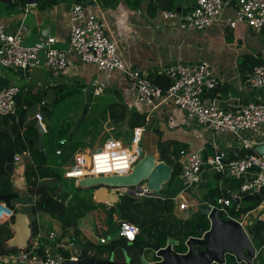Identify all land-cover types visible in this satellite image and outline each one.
<instances>
[{
    "label": "built area",
    "instance_id": "obj_1",
    "mask_svg": "<svg viewBox=\"0 0 264 264\" xmlns=\"http://www.w3.org/2000/svg\"><path fill=\"white\" fill-rule=\"evenodd\" d=\"M232 6L234 8L233 17L227 19L229 29L233 30L241 24L255 35L264 34V0H194L192 8L182 14H177L175 11H162L158 15L163 20L178 18L185 28L200 32L219 22L223 11ZM68 13V42L64 48H55L56 39L45 32L39 36L38 45H27L22 34L9 32L0 19V68L26 74L35 68L42 67L51 72L62 73L67 69L70 59L74 57L82 64L95 66L104 76L119 72L132 82L135 92L133 111L138 113L139 108L144 106L151 112L164 102L170 101L185 115L189 125L208 128L214 133L231 134L238 141L241 152L253 149L252 142L244 138L242 133L256 130L264 125V102L249 103L232 110L221 107L216 99L208 98L207 94L216 89L217 80L213 76L211 67L205 61L161 68L159 73L171 81L168 89L163 92L146 77H138L137 73L132 72L125 60L118 54L116 44L105 33L103 23L91 12L89 4L73 3ZM245 86L249 89L264 90V66L252 67L245 78ZM107 87L104 82L94 81L91 84V94L94 97L101 96ZM19 91L16 86L0 89V118L15 114L16 97ZM44 105L43 101L37 104L33 116L42 128L44 117L41 109ZM148 119L147 114L146 123ZM144 133V127H137L132 130L128 145H124L120 140L109 138L100 148L88 152L77 151L72 157L73 166L63 168V177L78 181L88 177L129 174L132 167L143 156L140 145ZM65 147L66 140H60L54 155L62 156ZM179 158H181L179 177L185 190L192 189L199 184L201 173L205 171L236 180L237 189L234 194H229L240 200L239 204L246 196L259 195L262 197L256 208L239 216L230 213L233 206L237 208L239 204L234 205L229 197H218L214 203H203L209 208V213L217 210L219 217L220 215L223 217H220L221 219L237 222L246 233V228L252 222L259 221L264 224V195H262L264 193V155L254 152L245 153L235 159H227L223 152L201 156L198 153L180 151ZM29 162L28 150L14 153L13 173L15 170L24 171ZM13 177L16 182V176ZM19 178L23 180L24 176L23 178L19 176ZM26 186L25 183L17 187V192L27 190ZM149 194V191L141 187L139 191L133 193L132 197L152 198ZM28 197L32 203L35 202L36 197L30 194ZM21 208L20 204L10 205L8 208L5 203L0 202V226L7 223L15 213L20 212ZM187 208L186 203L179 204L181 211ZM36 224L39 226L38 223ZM139 233L140 230L136 225L128 221H118L115 240L122 239L130 245L135 242ZM55 238L56 235L53 232L49 233L46 238L38 232L31 236L26 249L0 255V264H62L64 260L77 262L80 259V254L65 259L59 252L53 250L52 245ZM43 239L46 240L45 245L41 243ZM110 243L108 237L97 238L98 245ZM73 246L74 243L69 241L68 247ZM255 258L256 252L251 264H257L253 262Z\"/></svg>",
    "mask_w": 264,
    "mask_h": 264
},
{
    "label": "crops",
    "instance_id": "obj_2",
    "mask_svg": "<svg viewBox=\"0 0 264 264\" xmlns=\"http://www.w3.org/2000/svg\"><path fill=\"white\" fill-rule=\"evenodd\" d=\"M104 1L105 0H97L98 4L95 3V9L91 12L103 23L105 33L116 44L117 52L125 60L127 66L130 67L131 70L132 68H137V71H132L137 73V76L141 74L142 77H145L149 73H159L161 68L170 65H191L205 61L211 67L213 76L217 80L216 89L207 94L208 98H214L218 101L221 107L232 110L249 103L264 102V90L249 89L245 86V78L251 71L252 66L246 67L245 65H241L243 59L247 56H252L259 60L258 65L264 66V34L255 35L250 32L246 26L241 24L233 30L229 29L227 19L233 17V6L223 11L219 22L214 23V25L207 30H203L204 32L200 31L201 33H198V31H189L185 29L178 18L173 20H163L162 18H159L158 14L153 18L149 17L146 12V6L149 0H138V5H136L135 9L129 5L128 0L118 1L114 7H106ZM71 5L72 3L61 2L51 8L39 11L36 5L28 6L25 4V6H19L18 3H15L13 9H7L4 7L5 12H2L3 15L0 16V19L5 22L9 32L22 34L28 45H38L40 42L39 36H41L42 32H45L56 39L55 48H64L68 42V12ZM193 5L194 0H178L179 9L175 12L177 14H182L191 9ZM4 13H8V15ZM149 21H153L155 24L157 21H161V32H156L160 31L156 26H153L154 28L151 29V27H149ZM179 29H182V34L179 32ZM154 36H156V38L158 36L161 37V40L158 42V46L161 47L152 50L150 46L156 42ZM124 77L125 76L119 72H113L109 76H104L98 72L95 66L82 64L78 62L76 58L72 57L67 69L62 73L51 72L42 67L35 68L26 74L0 68V89L8 86H16L21 93H26L27 91L30 94L43 92L45 97L42 101L45 102L44 106L49 109L55 106L52 102L57 98L58 94H56V92L60 88L75 87L76 84L83 85V93L85 96V90L91 89V84L94 81L101 83L104 82L108 86L104 92L110 88L111 85L113 86V92L115 94L117 92L119 93V88L127 91L129 100L126 101V105L122 106L126 109V112L129 113L132 110L135 101L134 84L126 79L127 82L130 83V86H124V88L122 85V79H124ZM71 98L73 100L72 106L74 108V111L71 114L72 117L76 114H80L79 110L84 103V97L76 93L72 95L70 99ZM65 101L60 102L59 106ZM143 108L144 106L140 107L138 113L145 116L148 114L149 119L147 123L154 120L152 116L156 112L161 111L159 113L161 120H157V125H159L160 128H154V131L159 130L160 132L157 141L159 139L161 141H175L178 144H181L182 142L180 151H185L186 153H198L201 156L212 155L215 152H223L225 153L226 158L230 159L231 155L237 157L242 153L239 150L238 141L231 134L214 133L208 128H199L189 125L185 115L170 101L164 102L160 107L151 112L145 107L147 110L146 114ZM30 110L31 112L28 113L29 117L26 120V125L34 119L33 116L35 110L34 112L32 108ZM47 113H49L48 110ZM80 116L81 114L77 119L73 120V122L76 123ZM42 126L43 138L41 143L45 148L46 145L44 140L48 128L45 123H43ZM2 129L3 132H0L1 134L5 132L3 127ZM106 131L107 129L104 130V132ZM104 132H102V134ZM164 136H166V138ZM242 136L252 142L254 151L255 146L264 144V125L259 126L253 131H244ZM156 143L155 146H153L154 149ZM56 149H58V147ZM95 149H97V147H95ZM92 150H94V148ZM46 155V165L48 167H50L48 164L49 156L58 165L60 164L63 166L65 163L60 157L55 156L51 151L50 155L49 153L47 154V152ZM176 159L180 163L181 158L177 156ZM23 174V170H15L12 176L9 175L15 192H17V187L26 183ZM13 176H16L15 178L19 184H16ZM19 176L23 178V180H20ZM200 179L201 181L199 184L192 189L185 190L180 177H177L169 184L163 186L161 193L152 198L168 200L172 205V213L175 218L189 219V210L192 209L196 211L197 208H193V206L186 201L185 192H190V194L195 197L197 207L199 204L204 203L202 201V196L209 188H211V186L217 187L221 192L234 194L238 185L236 180H230L229 177L218 178L217 175L205 171L201 173ZM136 191H139V189L120 190L119 193L121 196L128 195L132 197L133 193ZM17 193L23 200H30L27 190L18 191ZM68 199L71 200L72 196ZM68 199L65 201V205L69 204ZM134 199L137 202H141L143 197L141 199ZM92 201L96 203L97 207V209L92 212L90 211L93 214V218H95L96 230L99 232L102 230L98 235L105 236L104 233L109 230L106 212H108L112 206L104 203H97L93 199ZM181 203H186L188 208L181 211L179 209V204ZM74 208H76V206H74L73 209ZM22 213L26 214L25 212ZM27 217L30 221L31 219L28 215ZM35 217L36 221L38 220L36 223L39 224L37 227L42 228L40 235H42L43 238H46L51 232L56 235L55 240H53L54 244L52 245V248L60 254L63 251L66 252L69 257L81 254L82 250L80 246L86 241L99 246L97 241H95L96 238H93L92 233H88V230L83 227H74L63 232L61 224L51 216H43L42 221L38 216ZM118 221L124 220L119 219L116 214H113L112 229L116 230ZM45 229L47 231H45ZM116 240L112 239L110 242L113 243ZM69 241L74 243L73 247H68ZM170 241L172 240H168L167 244ZM41 243L45 245L46 240H41ZM252 245L256 252V258L253 262L264 264V249L257 257L259 249H257L253 243ZM115 246L118 247L117 244H115ZM126 250L128 256L131 257L133 264H139V260L137 261V259L139 258L140 250L137 251L134 248H128ZM142 250H144L143 254H145L147 263L156 262V259L152 258L153 253L147 251L146 248ZM93 253L94 252H90L91 255ZM134 257L135 261H133ZM227 264L237 263L233 259L228 260Z\"/></svg>",
    "mask_w": 264,
    "mask_h": 264
},
{
    "label": "trees",
    "instance_id": "obj_3",
    "mask_svg": "<svg viewBox=\"0 0 264 264\" xmlns=\"http://www.w3.org/2000/svg\"><path fill=\"white\" fill-rule=\"evenodd\" d=\"M26 1L27 0H10L7 5H4V7L7 9H13L15 7V3H18L19 6H25ZM61 2L72 4L89 3L87 0H36V7L39 11H43ZM117 3L118 0L104 1V5L106 7H114ZM128 3L133 9H135L136 5H138V0H128ZM177 9H179L178 0H149L146 6V12L151 18L155 17L159 12L177 11ZM242 62L243 63L241 65H245L246 67H253L259 64V60L252 56H247ZM146 78L154 85L160 87L163 92H165L171 84V81L165 75L156 72L149 73ZM83 89V85L78 84H76L75 87L72 86L68 88H60L56 92L58 96L56 99H54L52 104L56 106L60 102L70 98L76 93L84 97ZM44 97L45 94L43 92H37L35 94H30L28 91L26 93L19 92L16 97L15 114L0 118V124L5 129L4 133H0V195H13L10 205L20 204L22 206L20 212H25L31 219L30 227L32 230V236L36 235L38 232H42V228L37 227V221L35 217L40 213L47 214L58 221L61 224V228L64 232L67 229L74 228L76 220L79 217H82L85 213L93 211L97 208L96 203L92 201V195L90 196L91 200L88 203L81 197L82 195L79 193L83 191L82 188H75L76 191L72 195V198L76 199V208L71 209L69 204L65 205V201L69 196L68 193H66L64 196H62V192L60 193L61 195L59 194L54 197L49 196V194L55 190L57 186H28L29 183L39 182L42 179L57 178L60 181L56 172L51 170L46 165V163H44L42 152L33 149V143L37 137L36 130L31 127H25L26 120L29 117L28 113L31 112L30 109L32 108L34 112L35 106L42 102ZM47 110L48 108L46 106L42 107L41 112L43 116L46 115ZM106 122H109L110 124H119L121 122H125L131 130L137 127H144L146 123L145 115L139 114L133 110L127 113L126 109L121 104H111L108 107V116L103 124H101L96 119L90 120L88 124L90 129L89 132L87 134H81V137L90 136L91 139L96 140V138L103 135V126ZM82 124L70 142H68L67 139L75 128V123L73 121L65 122L64 124L60 125L59 129L56 131L55 145L52 146L50 151L54 154L56 148L58 147V142L62 139L66 140V147L63 149L62 156H60L63 162H67L77 151L81 150L77 141V137L82 128ZM46 136L49 137V140L53 137L49 130H47ZM45 149L48 154L49 149L47 146ZM156 149L159 161L166 163L173 170L171 181L179 177L181 173V165L176 159L180 153L177 143L175 141H161L159 139L156 143ZM23 150H28L30 153V162L25 166L23 176L27 185L28 193L31 196L36 197L34 203H32L29 199L23 200L22 197L17 192H15L10 176L4 171V156L11 152L19 153ZM68 150L70 152V156L65 158ZM245 153L252 154L254 151L252 149L250 151L242 152L239 154V156H243ZM235 158L236 157L233 155L230 156V159ZM217 177L219 178L221 176L217 175ZM262 195H264V193ZM218 197L226 198L228 197V194L221 192L217 187L209 188L202 196V201L214 203L215 199ZM260 202L261 200L253 197L247 201L241 202L237 208L233 206V208L230 210V213L234 216L245 214L256 208ZM24 209L28 210V212L23 211ZM113 214H116L121 220L128 221L136 225L140 230V234L146 236L147 240H145L143 236L138 235L135 242L130 244L129 247L122 239L116 240L109 245L99 246L86 241L80 246L86 258H95L96 260L107 261L111 258V256H114L116 261H123V254L119 253V257L117 256L118 250H123L124 248H134L137 251H141L142 249L146 248V244L148 242H155L157 240L159 241L161 247H164L168 240H172L174 243V252L183 254L186 252V246L184 243L190 237H199L196 226L198 225L204 231H207L209 228L208 222L204 217H200L193 221L190 219L175 218L172 213V205L166 199L159 200L154 198H145L141 202H137L134 198L128 195H122L119 198L118 203L112 206L108 212H106L107 225L109 228H112ZM220 217L223 218L222 215H220ZM2 227H6L7 229L4 235H0V255L17 252V249H11L7 247V242L13 237L8 224L5 223L3 226L1 225L0 229ZM246 231L251 243H253L257 249H259V252L257 253L258 257L264 249V224L259 221H254L246 228ZM115 244H117L118 247H116ZM198 250L201 249L198 248ZM90 252L94 253L91 255ZM61 255L65 259L69 258V255L64 251L61 253ZM228 260L233 259L232 257H229ZM133 261H135V257L133 258Z\"/></svg>",
    "mask_w": 264,
    "mask_h": 264
},
{
    "label": "water",
    "instance_id": "obj_4",
    "mask_svg": "<svg viewBox=\"0 0 264 264\" xmlns=\"http://www.w3.org/2000/svg\"><path fill=\"white\" fill-rule=\"evenodd\" d=\"M10 0H0V3L7 5ZM26 5H36V0H27ZM94 7L95 4H89ZM132 71H137V68H132ZM141 77V74L138 75ZM91 89L85 90L84 107L80 118L75 123V128L71 132L68 142L78 132L82 122L85 120L91 102ZM26 127H31L36 130L37 137L33 143V149L39 150L43 154L44 163H46V151L41 141L43 138V129L36 119L29 122ZM0 132L3 129L0 125ZM156 135H160L159 131H155ZM157 153V149L155 147ZM254 152L258 155H264V144L254 147ZM13 155L11 152L4 156L5 165L4 171L12 176L13 174ZM70 156L69 150L65 158ZM172 168L166 163L159 161L157 156L145 151L142 158L132 167L131 172L124 176H99L88 177L76 181V186L82 189H93L92 199L97 203H104L114 206L118 203L121 194L120 190H133L143 187L150 192V197L157 196L161 193L163 186L168 184L172 178ZM57 186L49 196L54 197L63 191V185L57 178L42 179L39 182L29 183L30 187H49ZM117 192V193H114ZM228 197L233 201L234 205H238L240 200L233 198L231 194ZM262 200L259 195L246 196L241 199V202L251 198ZM13 195H0V202L10 208V201ZM1 210V209H0ZM190 220H196L200 217L206 218L209 228L207 231L202 230L198 225L196 229L199 237H190L186 242V253L178 254L172 248L173 242L166 243L161 247L159 241L155 243H147L146 250L153 253L156 262L147 263L145 254L140 251L137 261L139 264H227L229 257H232L237 264H251L255 255V249L247 233L241 226L232 220H223L219 217L217 210H212L209 213L207 205L201 203L197 206V210H189ZM8 227L13 233V237L7 242V247L11 249L24 250L32 236L30 221L26 214L17 212L7 221ZM143 236L145 240L147 237ZM200 248L201 250H198ZM123 261H116L114 256L107 261L96 260L95 258H86L81 252L80 259L77 262L64 260L62 264H133L131 257L127 255L126 248L123 249ZM158 260V261H157Z\"/></svg>",
    "mask_w": 264,
    "mask_h": 264
},
{
    "label": "rangeland",
    "instance_id": "obj_5",
    "mask_svg": "<svg viewBox=\"0 0 264 264\" xmlns=\"http://www.w3.org/2000/svg\"><path fill=\"white\" fill-rule=\"evenodd\" d=\"M121 1V0H118ZM87 2L91 3H97V0H87ZM4 5L0 4V16L3 15V11H4ZM95 8L90 6V10L93 11ZM5 12V11H4ZM6 15H8V13H4ZM150 25L149 27H151V29H153V26H156L157 29H159L160 31H156V32H161V21H157L156 24L153 21H149ZM5 24V22H4ZM214 25V24H213ZM212 26V25H211ZM210 26V27H211ZM209 28V27H208ZM208 28H206L205 30H207ZM187 29V28H185ZM189 30V29H187ZM204 30V31H205ZM190 31V30H189ZM202 31V32H204ZM179 32L182 34V29H179ZM201 33V32H198ZM155 37V43L153 45H151V49H155L157 47H161L158 46V42L161 40V37ZM28 45V44H27ZM53 75V74H52ZM146 77V76H145ZM123 83V87L125 86H130V83L127 82L126 78L124 77V79H122ZM129 83V85H128ZM72 87V86H71ZM124 87V88H125ZM119 93L117 92L116 94L113 92V86L111 85L110 88H108L101 96L95 98L94 96H91V102H90V109L89 112L85 118L84 123L82 124V128L79 132V135L77 137V141L79 143V147H80V151L82 152H86L91 151L93 148L95 149V147L100 148L104 142L111 138V139H117L120 140L122 143H124V145H128L130 142V137L132 135V130L129 128V126L125 123V122H121L119 124H110L109 122L104 123L103 126V130L107 129L106 132L103 133V135H101L100 137L96 138V140L91 139L90 136H82L81 134H87L89 132V127L88 124L90 122V120L92 119H96L98 120L101 124H103V122L106 120L107 116H108V107L111 104H121V105H126V101L129 100L127 91L119 88ZM65 101V100H64ZM72 98H68V100L66 99V101L59 106L60 104L53 106V108H49L48 111L49 113H47L44 119V123L47 126L48 130L51 132V134L53 135V137L49 140L48 136H45V140L44 143L47 146V148L49 149V155H50V150L52 148V146L55 145V133L56 131L59 129V126L64 124L65 122H70L73 121L75 119L78 118V116L82 113L83 107H84V103L82 105V107H80L79 113L80 114H76L74 116L71 117L72 112L74 111V108L72 106ZM142 107V106H141ZM148 109V108H146ZM145 109V107L143 108V110L145 111V114L147 112V110ZM161 112V111H160ZM160 112H156L152 117L154 118V120L150 121L149 123H145L144 125V135H143V139H142V143L140 145V148L142 149V153L144 154L145 151H148L149 153L157 156V153L155 151V149L153 148V146H155V143L157 142L158 139V135L155 134L154 128L159 129L160 126L157 125V120L160 119ZM48 115V116H47ZM159 131V130H156ZM166 138V136H164ZM177 143V142H176ZM178 148L180 149L181 144L177 143ZM182 158V157H181ZM48 164H49V168L51 170H53L54 172H56V174L59 176L60 179V183L63 185V191L61 194H63L62 196H64L66 193L69 194L68 198L70 196H72L75 193V188H76V184H75V180H68L65 179L63 177V168L66 167H72L73 166V161H72V157L64 163V165H58L57 163H55V161L50 158H48ZM62 166V168H61ZM230 180H232L230 178ZM16 184H19V182H17L16 180ZM211 188H214L213 186H211ZM93 192V189H83V191H81L79 194L82 195L81 197L83 199L86 200V202H90L91 200V194ZM60 194V195H61ZM185 197H186V201H188L191 206H193V208H197L196 207V201H195V197L190 194V192H185ZM67 198V199H68ZM147 197H143V199H145ZM141 199V198H140ZM69 200V199H68ZM79 205V202H78ZM76 206V199L72 198L71 200H69V207L71 209H73V207ZM97 209V208H96ZM23 211L28 212V210L24 209ZM92 212V211H91ZM85 213L82 217H79L76 220V224H75V228L76 227H83L84 229L88 230V233H92L93 238H96L95 241H97V237H100L98 235V233L102 232V230H100V232L98 230H96V226H95V218H93V214L92 213ZM43 216L48 217L47 214L42 215V213H40L38 215V218L41 219ZM38 221V220H37ZM3 226V225H2ZM44 228V227H43ZM6 227H2L0 229V235H4L5 231H6ZM45 231H47L45 229ZM105 237H108V240L111 239H115L116 234H115V229L109 228V230L104 233ZM123 254V250H118L117 251V256L119 257L120 254Z\"/></svg>",
    "mask_w": 264,
    "mask_h": 264
}]
</instances>
